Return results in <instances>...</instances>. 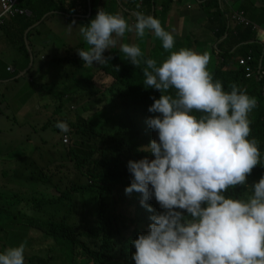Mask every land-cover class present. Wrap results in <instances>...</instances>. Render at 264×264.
<instances>
[{"label":"clouds","instance_id":"obj_1","mask_svg":"<svg viewBox=\"0 0 264 264\" xmlns=\"http://www.w3.org/2000/svg\"><path fill=\"white\" fill-rule=\"evenodd\" d=\"M134 15L130 25L119 13L98 9L80 27L89 47L77 49L84 64H105L112 58L105 50L134 32L140 39L154 34L169 52L158 64L138 44L119 45L132 65H143L144 87L161 93L151 97L148 112L154 115L146 121L158 139L139 149L154 158L127 162L132 179L125 193H140L141 205L151 213L147 232L131 241L132 259L135 264H264V175L247 182L253 169L264 165L259 141L249 139V113L258 106L257 98L235 83L224 91L208 71L206 53L171 51L174 35L158 18ZM56 127L69 131L64 121ZM238 186L249 189L244 198L226 195ZM153 198L162 211L148 203ZM24 252V243L8 247L0 253V264H24Z\"/></svg>","mask_w":264,"mask_h":264},{"label":"crops","instance_id":"obj_2","mask_svg":"<svg viewBox=\"0 0 264 264\" xmlns=\"http://www.w3.org/2000/svg\"><path fill=\"white\" fill-rule=\"evenodd\" d=\"M18 4L30 10L31 17L40 14L44 8L47 11L24 31L25 21L22 19L14 22L5 17L0 24V189H3L0 193V236L3 237V225H8L9 222L20 223L19 226L36 223L40 213L37 211L36 198L51 194L45 185L30 181L35 177L32 172L27 171L52 169V153L45 145L47 137L51 134V146L54 143L59 145L64 133L72 136L70 126L76 123L77 118H58V121L68 124L69 131H61L59 138L53 136L50 121L55 101L53 99L52 104L38 103L36 96L40 89L49 94L48 86L43 82L47 76V65L62 47L71 48L78 44L87 47L80 35V27L88 24L98 9L102 8L111 14L119 13L130 25L136 21V12L155 16L174 35L175 45L171 51L189 48L199 54L206 53L209 56L207 68L210 73L222 62L236 63L247 52L253 54L259 66L264 51V0H105V3L103 0H18ZM84 4L87 6L84 7ZM61 5L73 10L71 13L59 11L58 7ZM236 11H244L247 19L257 25V28H251L252 32L245 31L248 26L233 19L232 15ZM20 34L28 51V64L27 57L18 47ZM120 43H135L140 48L149 45L150 48L157 49V52L159 47L160 52L155 56L160 58V63L169 54L163 49L162 41L152 33H147L140 39L134 32H126L117 45ZM27 45L34 56L32 65ZM143 52L152 53L146 49ZM59 62L63 65L62 69L68 71L64 79L68 81L69 73L73 78L77 72L75 67L63 60ZM100 66L101 64L94 63L88 67L99 69ZM75 87L79 89L78 84ZM68 95L76 96L75 102H82L87 110L93 111L94 105L96 110L99 105L106 103L96 102L97 97L93 96L86 95L87 99H84V94L81 93L69 92ZM73 104L71 103L72 106ZM262 109L264 98L249 113V119L253 122L258 120ZM83 117L89 118L85 115ZM24 126L31 130L23 133ZM31 134L40 137V141L34 143L36 155L33 157L28 154L27 148L16 155L15 143H21L22 137H29Z\"/></svg>","mask_w":264,"mask_h":264},{"label":"trees","instance_id":"obj_3","mask_svg":"<svg viewBox=\"0 0 264 264\" xmlns=\"http://www.w3.org/2000/svg\"><path fill=\"white\" fill-rule=\"evenodd\" d=\"M86 6L84 4V7ZM58 10L71 13L73 9L61 5ZM46 11L47 9L44 8L34 17L16 15L7 18L8 21L16 22L17 19L25 21L24 31L39 20ZM248 30L252 32L253 29L246 27L245 31ZM18 42V47L27 57L28 64L29 55L22 34L18 36ZM80 48L87 49L84 44L66 48L67 55L64 61L75 67L76 71L87 72V75L92 68L84 64L79 57L77 49ZM157 48L160 52L159 47ZM113 50L114 52L110 54H106L107 52L104 54L112 58L107 63L101 64L98 70L99 79L85 77L82 79V86L78 89L75 87L76 74L72 78V74L69 73L70 92L97 97L96 102H109L108 106L113 105L116 110L120 108L121 112H117L114 120H112L114 116L109 117V113H106L101 123L94 122L90 116L77 119L76 123L70 126L73 143L65 146L62 140L59 142L70 156L69 166L66 167L61 162L56 170L52 168L34 172L36 175L32 179L45 185L51 192L36 198L37 211L40 212L36 223H46L51 219L46 227L40 230L49 238H53L59 249L53 256L48 253L44 258L30 257L28 259L30 264H135L132 255L136 250L131 241L141 232H147L151 223L149 219L151 213L140 203L141 194L135 191L126 194L125 188L132 179L127 162L130 159L139 160L152 156L151 153L139 149L144 143L148 145L152 139H158L157 133L148 127L146 121L154 115L148 112V107L153 103L151 97L159 98L161 93L156 89L144 87L143 65L135 67L120 48ZM249 53L251 52H247L244 56ZM145 57L154 58L158 64L160 63V58L153 53H145ZM253 65L255 66L256 63ZM104 74L111 77L107 85L101 82L102 78H105ZM211 75L214 81L222 82L226 92H230V85L235 83L245 89L249 96L256 97L258 102L264 98L262 91L264 80L258 81L254 76L246 77L245 69L238 65V60L236 63L227 61L218 64ZM82 87L85 89H81ZM89 111L92 109L85 112ZM57 112H59L58 108L54 115ZM196 115L200 114L196 113ZM250 128L249 139L255 137L259 141L261 163L264 164V109L260 112L258 120L251 121ZM57 133L62 132L57 128ZM79 149L83 155L77 153ZM61 169L68 172L65 175V182L64 179L59 180L62 178L59 175ZM262 175H264V165L258 164L247 180L252 183L258 182ZM60 182L65 184V188L60 187ZM53 188H56L55 194ZM248 191L249 189L238 186L229 189L226 195L244 198ZM53 203L68 209L67 212H61L60 221L53 220V213L48 209ZM148 203L157 212L162 211L154 198ZM70 217L77 218L78 227L68 222ZM60 260L63 263H60Z\"/></svg>","mask_w":264,"mask_h":264},{"label":"rangeland","instance_id":"obj_4","mask_svg":"<svg viewBox=\"0 0 264 264\" xmlns=\"http://www.w3.org/2000/svg\"><path fill=\"white\" fill-rule=\"evenodd\" d=\"M103 2L105 3V0H103ZM146 35H147V33H146ZM78 45H80V44H78ZM88 47L89 46L87 45V48ZM117 47H119V46L117 45ZM113 49L105 50L104 54L106 52H107L106 54H110V53L114 52ZM145 49L148 51H151L154 54L158 53L157 49H155V48L152 49L149 47V45L142 46L141 50L144 51ZM66 55H67L66 48L62 47L58 51V53H56L54 55V57L50 60L49 64L47 65L46 79L43 80V82L45 84H47V86H48L47 90L49 91V94H45L44 92H41L42 90L40 89V91L38 92V94L36 96V101L38 103H42V104H44L45 102L47 104H52L53 99H54L55 103L53 105V115H52L50 124H51V128L54 132L53 136L54 135L58 136V138L61 136V134L57 133L56 122L58 121V118H60L61 116L67 117L66 119H68V120H74L75 116L77 119H79L85 115V116H90L94 122H100L101 123V122H103V120H104L103 116L106 113H109V115H108L109 117L114 116L112 118V120H114L115 115H117V112L118 113L121 112L120 108H118V110H116L113 105L108 106L109 102H106L105 104L99 105L96 108V110H95V105H94L93 111L85 112L87 110L86 106L84 104H82V102L76 103L75 102L76 96L69 97L68 94L70 92V89H69L70 83L66 79H64L68 71L62 69L63 65L62 64L60 65V62H59L60 60L64 61V58L66 57ZM91 68H92V70L87 75H86L87 72H85L83 70H81V71L77 70V72H76L77 79L75 76V80L77 81V84L79 86H82V84H83L82 79H84L85 77H90V78L97 77V79L100 78L99 74H98L99 69H95L93 67H91ZM104 77L105 78H102L101 82H104L105 85H107L109 83V81H111V77L107 76L106 74H104ZM98 96H100V95H98ZM83 98L87 99V96L83 95ZM121 102H123V100ZM71 103H74L73 106L71 105ZM106 106H108V107H106ZM104 107H106V108L103 109ZM56 108L59 109V112H57V115H54ZM110 108H114V109L108 111V109H110ZM101 109H103V110L98 111ZM53 116L55 118H53ZM62 120H64V118H62ZM29 130H31V129L28 126H24L22 128L23 133H28ZM69 136H70V143L68 145H65V146H69L70 144L73 143L71 135H69ZM50 137H51V134L48 135V137H47L48 142L45 145H47V150H50L52 153V160H53L52 168L56 170L57 165H59L61 162H63V164L66 167H68L69 163H70V156H68L66 154V150L64 149L65 147H62L60 144L56 145L55 143L51 146L52 141H51ZM28 139H31L32 141L30 142V141H28ZM38 141H40L39 135L31 134L29 137H26V136L22 137L21 143H19V144L15 143L16 155H19V153L21 152V150H23V148H27V149H29L28 154H31L34 157L37 153L34 151V143H36ZM38 145H37V147H38ZM45 145H44V147H45ZM142 146H147V145L144 143ZM77 153L83 155V153L80 149L78 150ZM152 158H154V157L153 156L149 157V159H152ZM48 164H50L49 161H48ZM33 171L34 170L32 169V171H27V173L32 172L33 175H36V173H34ZM67 173H68L67 170L61 169L59 175L62 178H59V180L63 181V179H64V182H65L66 181L65 175H67ZM30 181L34 182L35 180H30ZM35 182H34V184H36ZM247 182L249 185L252 184V181L247 180ZM59 184H60L61 188H65L64 183L60 182ZM20 186H22V185H20ZM20 186H18V187H20ZM55 190H56V188H53L54 194H55ZM2 191H3V189H0V193ZM32 194L35 195L34 193H32ZM48 209H50L52 211L53 217H54L53 220H55V221H60L61 216H62L61 212H63V211L67 212L68 211V209L66 207L63 208V206H61L57 203H53L51 206L48 207ZM50 220H48L46 223H40V224L26 223V224H21L20 226H19L20 223L14 224L12 221V222H9L8 225H3L4 226L3 234H5V237L0 236V253L5 251L8 247L19 246L21 243H24L25 244L24 264H30L28 259L30 257H33V256L44 258V256L48 255V253H50L52 256L55 255V253L57 252V250L59 248L57 249L56 243L54 242V239L49 238L44 233H42L40 230L41 228L42 229L45 228ZM18 222H20V221H18ZM68 222H70L73 225H76V227H78L79 221L77 220L76 217H70ZM140 228H143V227L140 226ZM60 263H63V261L60 260Z\"/></svg>","mask_w":264,"mask_h":264},{"label":"built area","instance_id":"obj_5","mask_svg":"<svg viewBox=\"0 0 264 264\" xmlns=\"http://www.w3.org/2000/svg\"><path fill=\"white\" fill-rule=\"evenodd\" d=\"M143 1V0H140ZM16 15H23V16H30L31 11L27 8L21 7L18 4V0H0V24L5 17H14ZM233 19L238 22L239 24H243L245 26L251 27L253 29L257 28V25L252 24L246 17L244 11H236L233 13ZM256 63L254 56L249 53L246 56L238 58V65L242 66L245 69L246 77H253L256 76V79L261 81L264 80V51L262 54L261 63L259 66H254L253 64ZM262 91L264 93V83L262 85ZM61 140L65 145L70 143V136L67 133H64L61 136Z\"/></svg>","mask_w":264,"mask_h":264},{"label":"water","instance_id":"obj_6","mask_svg":"<svg viewBox=\"0 0 264 264\" xmlns=\"http://www.w3.org/2000/svg\"><path fill=\"white\" fill-rule=\"evenodd\" d=\"M27 47H28L29 54H30V59H31L30 65H32V64H33V58H34V56H33V53H32V51H31L29 45H27Z\"/></svg>","mask_w":264,"mask_h":264}]
</instances>
